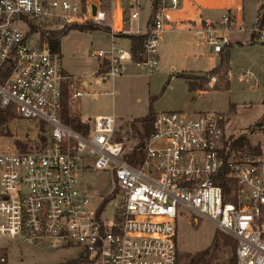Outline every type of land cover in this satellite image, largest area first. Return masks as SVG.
Segmentation results:
<instances>
[{
  "label": "built area",
  "instance_id": "1",
  "mask_svg": "<svg viewBox=\"0 0 264 264\" xmlns=\"http://www.w3.org/2000/svg\"><path fill=\"white\" fill-rule=\"evenodd\" d=\"M178 5L159 4L141 32L131 28L136 4L117 26L112 10L107 16L91 1L0 0V110L40 128L35 146L0 153V239L75 247L77 264H179L178 221H206L235 244V264H264V140L238 146L223 113L160 112L141 153L133 155L135 147L126 150L115 139L114 115L79 122L82 129L64 122L65 101L71 117L85 82L65 72L50 48L52 36L80 26L106 28L110 48L88 53L99 62L97 77L113 86L133 65L148 78L158 65L161 36L178 30L171 26ZM263 12L249 31L251 43L261 46ZM204 23L201 40L222 53L228 38ZM229 23L225 14L219 24ZM120 35L143 37L139 60L130 45L116 44ZM92 172L112 175L108 195L83 185V175ZM0 264H8L3 248Z\"/></svg>",
  "mask_w": 264,
  "mask_h": 264
},
{
  "label": "rangeland",
  "instance_id": "2",
  "mask_svg": "<svg viewBox=\"0 0 264 264\" xmlns=\"http://www.w3.org/2000/svg\"><path fill=\"white\" fill-rule=\"evenodd\" d=\"M68 1L76 4H84L86 1L97 3L107 16L108 9L111 7V0ZM141 1L142 15L138 28L143 32L146 28L144 23L150 1ZM246 1L249 3V0ZM262 5L264 11V0ZM250 8L248 5L247 10L249 11ZM135 27V23L131 24L132 29ZM176 38L174 34H166L159 41V63L151 77H145V70L142 68L127 66L124 75L115 81L113 87L97 77V59L88 54V51L110 48L112 42L109 34L102 29L93 32H79L72 29L67 32L60 42L63 63L66 61L71 66H75L78 70H68V72L90 84L88 90L84 92L89 96L75 103L80 106L81 114L93 118L99 114L112 116V113H115L118 122L115 139L125 141L126 150L138 146L141 142L138 134L142 130L141 123L134 122L136 129L134 130L131 124L136 119L132 118L145 116L150 104L153 112L156 113L221 112L226 118L227 135L235 138L245 135L249 145H257L264 140V116L262 117L261 107L264 102V56L256 50H253V53L234 50L231 53L234 60L233 72L229 78L223 72L225 70L227 72L229 68L230 55L228 67L213 74L214 76L210 73L192 74L190 72L207 71L217 60L209 59L208 46L184 49ZM186 54L188 58H184ZM136 56L138 58L137 54ZM247 69L252 73V77L246 75L245 82L239 81L238 74H245ZM184 72L188 73L184 76L192 85L204 89L200 96L189 90L186 80L177 76ZM212 77L215 78L214 81H211ZM92 88L97 90L96 97L91 96ZM71 117L78 119L79 116L74 113ZM256 123H261V126L256 127ZM39 129L36 123L13 116L0 126V153L19 150L17 143L24 149L35 146L40 137ZM81 182L85 186H90L99 197L106 196L112 187V175L109 172L87 173L83 175ZM223 238L227 237L217 235L213 226L206 221L197 223L178 221L179 264H188L193 255L206 249H210L215 254L216 264H229L231 257L234 258V253L229 246L223 244ZM0 248H3L8 256V264H63L74 260L79 254L78 248H63L48 239H43L36 245L23 243L20 240L0 239Z\"/></svg>",
  "mask_w": 264,
  "mask_h": 264
},
{
  "label": "crops",
  "instance_id": "3",
  "mask_svg": "<svg viewBox=\"0 0 264 264\" xmlns=\"http://www.w3.org/2000/svg\"><path fill=\"white\" fill-rule=\"evenodd\" d=\"M149 1H150L149 11H148V15H147V18L144 24H147V22L150 19L151 13H152V5H151L152 0H149ZM169 1L170 0H160L158 5L161 4L162 2L169 4ZM178 1H179L178 7L176 8L175 11L171 13V26L172 27L177 26L178 30L171 29L165 32L161 36L160 40L166 34H174L177 37L176 41L181 43L180 45L184 47V49L186 48L188 49L189 47L190 48L194 47L196 49H199V48L208 46L200 38V33L202 32V29L205 25L204 22L207 21L217 26L216 27L217 35H222V36L227 37L230 42L227 46L223 48V52L220 54L213 53L212 47L208 46L210 48V53H209L210 58L209 59H216L217 62H215L214 66L208 69L207 71H193L190 73L199 74V75L206 74V73L211 74V71L215 70L219 66L218 61L221 60L223 54L227 51L228 54L230 55L229 68L227 69V76L229 78L232 75V72H233L232 65L234 63V60H232V57H231L232 51L242 50L248 53H253V50H256L257 52H260L264 56V46L251 43V38H250V33H249L250 29L252 28V26L254 25L256 21L258 11L263 3V0H249V3L246 0H178ZM141 2H142L141 0H111V7H109L108 9V14L110 10H112V14L114 17L113 18L114 25L118 26L119 23H122L123 21H127L129 14L131 12V9L133 6H135V4L138 5L139 14H138L137 21L132 22L131 24L135 23V25H140V20H141L140 18L142 15V11L140 9ZM248 5L251 7L249 11L247 10ZM225 14L229 15L230 23L228 26L223 27L219 23L221 21V18ZM125 28H127V25L125 26ZM240 28H243L244 30L240 31ZM61 39H60V42H61ZM116 42L118 43V45L120 46L122 45L123 47L129 46L128 40H117ZM120 43H125L124 44L125 46ZM159 46H160V43H158V47ZM58 53L61 56L62 65L65 64L63 65V68L66 73L71 75L68 72V70L69 71L78 70L75 66H71L70 63L66 61L63 63L61 43L59 46ZM184 58H188V54L184 55ZM158 63H159V56H158ZM131 67H133V65H131ZM98 68H99V62L97 61V65H96L97 72H98ZM180 74L187 75L188 73L184 72ZM211 75L214 76L213 74ZM246 75H249L250 77H252V73L247 69L245 71V74H240V73L238 74V78H239L238 80L241 82H245ZM84 82H85V90H84L85 92L88 90L90 84L86 80H84ZM114 85H115V82L113 84V87ZM96 91L97 90L92 88L91 96L96 97L97 96ZM192 92H195L196 94H198V96H200L201 93H203L204 91L196 89ZM88 96H89L88 94H84L82 98L88 97ZM77 102H80V101H77ZM261 107L263 109V114H264V102H262ZM74 113H76L79 116L78 121L84 124L91 123V121L97 116H110V115L99 114L93 118L85 117L81 114L80 106H77V105L74 106ZM154 113L156 114V112ZM263 114H262V117H263ZM112 115L116 117L115 113H112ZM143 117L132 118V119H141Z\"/></svg>",
  "mask_w": 264,
  "mask_h": 264
},
{
  "label": "trees",
  "instance_id": "4",
  "mask_svg": "<svg viewBox=\"0 0 264 264\" xmlns=\"http://www.w3.org/2000/svg\"><path fill=\"white\" fill-rule=\"evenodd\" d=\"M159 1L160 0H152V2H151L152 10H154L158 6ZM262 8H263V5H261L259 11ZM259 11H258V13H259ZM263 16H264V12H263ZM73 29L78 30L79 32H93V31L100 30L102 28H99L96 26H80V27H75ZM102 30H105V32H108V29H106V28H104ZM66 34H63L62 36H60L59 39L56 38L58 35L52 36V39L49 42L50 48L52 51L59 52L60 39ZM120 38L123 40L129 41L130 49L133 53L134 59L139 60V58H137L136 54H138L139 51L141 50V43H142L143 37L133 36V35H120ZM228 59H229V54L226 51L220 60L219 66L215 70L211 71V74H217L219 71L221 72L224 68H227L228 67ZM223 73L227 74L226 70ZM177 76L188 82L189 90L194 91L196 89H199L201 91H204V89H202L200 86L198 87L197 85H192L189 82V79L187 77H185L183 74H177ZM227 86L225 88H227ZM64 105H65L64 122L66 124L72 126L75 129H82L83 127L81 125H79L78 119H75L74 117H68V115H70V112L68 111L66 101H65ZM154 115H155V113L153 112L152 106L150 104L145 117H143L141 119H136V121H133V123L131 124V127L134 130H136L134 127V122L141 123V128H142L141 133H138L141 142L133 150V153H132L133 155H135L137 153H141L140 151L143 147L144 139H147L150 136V134L152 133V124H153ZM13 116H14V114H12L10 111L0 110V126L4 125ZM263 116H264V114H263ZM255 126L259 127V126H261V123H256ZM236 144L238 146H242L243 144H248L247 137L245 135H241L240 137H238ZM16 145L21 149V151H25L24 147L20 146L19 143H17ZM253 151H258V149L255 148ZM126 159L131 162L133 158L131 156L130 157L128 156V157H126ZM108 201H109V199H106L104 203H106ZM214 243L216 245L217 240ZM223 244L225 246H229L231 249V252L234 253L235 244L230 239L223 238ZM215 260H216L215 254L212 253L210 249H206L204 251L198 252L195 255H193L190 258L188 264H216ZM63 264H77V260H70L69 262H65ZM229 264H235L233 256L231 257Z\"/></svg>",
  "mask_w": 264,
  "mask_h": 264
},
{
  "label": "water",
  "instance_id": "5",
  "mask_svg": "<svg viewBox=\"0 0 264 264\" xmlns=\"http://www.w3.org/2000/svg\"><path fill=\"white\" fill-rule=\"evenodd\" d=\"M91 10H92V15H95V12H96V8H95V6H92V7H91Z\"/></svg>",
  "mask_w": 264,
  "mask_h": 264
}]
</instances>
